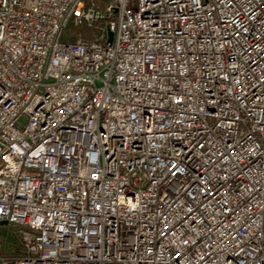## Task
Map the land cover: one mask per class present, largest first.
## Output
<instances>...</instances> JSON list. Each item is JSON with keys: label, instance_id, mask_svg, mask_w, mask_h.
Segmentation results:
<instances>
[{"label": "built area", "instance_id": "obj_1", "mask_svg": "<svg viewBox=\"0 0 264 264\" xmlns=\"http://www.w3.org/2000/svg\"><path fill=\"white\" fill-rule=\"evenodd\" d=\"M0 220V264H264V0H0Z\"/></svg>", "mask_w": 264, "mask_h": 264}, {"label": "trees", "instance_id": "obj_2", "mask_svg": "<svg viewBox=\"0 0 264 264\" xmlns=\"http://www.w3.org/2000/svg\"><path fill=\"white\" fill-rule=\"evenodd\" d=\"M81 35L85 39H92L95 36V28L82 27L79 29ZM7 243H4L0 252L20 256L25 253L23 243L20 238H9Z\"/></svg>", "mask_w": 264, "mask_h": 264}, {"label": "rangeland", "instance_id": "obj_3", "mask_svg": "<svg viewBox=\"0 0 264 264\" xmlns=\"http://www.w3.org/2000/svg\"><path fill=\"white\" fill-rule=\"evenodd\" d=\"M0 236L3 238H20L17 226L11 223L0 224Z\"/></svg>", "mask_w": 264, "mask_h": 264}, {"label": "water", "instance_id": "obj_4", "mask_svg": "<svg viewBox=\"0 0 264 264\" xmlns=\"http://www.w3.org/2000/svg\"><path fill=\"white\" fill-rule=\"evenodd\" d=\"M113 39V32H110V40L112 41ZM8 221L7 220H0V224H7Z\"/></svg>", "mask_w": 264, "mask_h": 264}]
</instances>
